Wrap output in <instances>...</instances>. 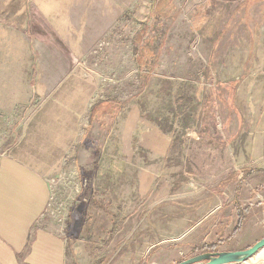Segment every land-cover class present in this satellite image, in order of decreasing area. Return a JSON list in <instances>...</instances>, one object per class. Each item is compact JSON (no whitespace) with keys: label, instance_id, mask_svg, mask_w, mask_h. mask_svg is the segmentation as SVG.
<instances>
[{"label":"rangeland","instance_id":"374dc122","mask_svg":"<svg viewBox=\"0 0 264 264\" xmlns=\"http://www.w3.org/2000/svg\"><path fill=\"white\" fill-rule=\"evenodd\" d=\"M263 119L264 0H0V172L46 178L47 223L66 234L83 217L97 252L118 227L172 238L162 264L210 251L179 216L223 187L235 139Z\"/></svg>","mask_w":264,"mask_h":264},{"label":"crops","instance_id":"0c3cea01","mask_svg":"<svg viewBox=\"0 0 264 264\" xmlns=\"http://www.w3.org/2000/svg\"><path fill=\"white\" fill-rule=\"evenodd\" d=\"M245 128L235 139L238 146L230 168L220 178L223 187L214 185L212 190L219 192L208 191L200 207H187L179 216L187 225L182 238L190 248L206 245L210 251L218 247L219 251L239 250L264 237V119ZM11 168L6 175L0 172V264H148V253L150 264H162V245L172 238L162 237L159 228L146 245L138 242L146 227H139L136 239H131L132 232L118 227L106 238L102 253L91 247L96 245L92 239L84 240L81 216L73 226L69 224L66 234L56 231L44 214L51 191L48 180ZM91 220L98 222L97 216ZM107 222L116 221L112 217ZM84 252L89 256L87 263L83 262ZM255 256L264 260V247Z\"/></svg>","mask_w":264,"mask_h":264},{"label":"water","instance_id":"95a60500","mask_svg":"<svg viewBox=\"0 0 264 264\" xmlns=\"http://www.w3.org/2000/svg\"><path fill=\"white\" fill-rule=\"evenodd\" d=\"M264 247V237L257 240L251 246L245 249L230 251H209L197 254L188 259L182 260L177 264H229L239 263L251 256Z\"/></svg>","mask_w":264,"mask_h":264},{"label":"trees","instance_id":"16d2710c","mask_svg":"<svg viewBox=\"0 0 264 264\" xmlns=\"http://www.w3.org/2000/svg\"><path fill=\"white\" fill-rule=\"evenodd\" d=\"M29 7H31V5H30V3H28L27 4V8L29 9ZM152 13L153 12H155V5L153 6V8H152ZM144 24H145V26H146V23L144 22ZM145 30H146V32H147V27H145L144 29H142V30H140V32L138 31L137 32V34H136V40H137V42L138 41H140V42H142L143 40H144V37H145V35H146V32H145ZM144 32H145V34H144ZM56 36V38H54V39H52L51 38V40L53 41V43L54 44H56L58 47H60L61 49L62 48H64V45L62 44V41L57 37V35H55ZM148 43V42H147ZM139 44V43H138ZM149 44V43H148ZM151 44V43H150ZM140 45V44H139ZM139 45H138V47H139ZM146 46V45H145ZM146 49L148 50V51H150L149 50V46H147L146 47ZM134 51H136V54H137V56L139 55V48H136V50H134ZM148 53H150L151 55L150 56H148L147 58H145V57H143V55L145 54V53H142V58H143V60H144V62L142 63V64H146V65H148L150 68H153L154 66H155V63H156V58H157V55H153V53H152V51H150V52H148ZM109 100H112V101H114V104H116V105H119V104H121L117 99L115 100V99H109ZM116 101V102H115ZM191 104V101L190 100H187L186 102H184V103H182V104H178L177 106H176V113L177 114H180L181 115V117L182 116H186L187 115V113H186V111L189 109V105ZM124 106V104L122 105V107ZM90 113L92 114V111H90ZM90 114V115H91ZM188 116L189 115H187L186 117H183L182 118V120H184L185 122L186 121H188ZM158 126L164 131V132H167V130L171 127V120H169V119H166L165 117H162L161 119H160V121L158 122ZM118 162V161H117ZM115 168H116V170L114 171L113 169L112 170H110L109 171V173H107L106 174V177H108L107 179H108V181L107 182H109L110 180H115L116 179V177H117V172H118V168H119V165H118V163H117V165L115 166ZM92 175V174H91ZM94 177V176H93ZM93 182V181H92ZM110 183V182H109ZM108 183V184H109ZM110 185V184H109ZM89 188H90V186H89ZM90 191L93 193V188L92 189H90ZM241 221V216L239 217V222Z\"/></svg>","mask_w":264,"mask_h":264}]
</instances>
